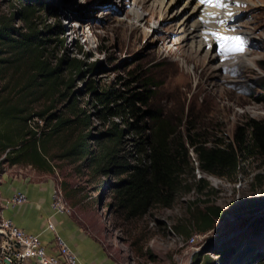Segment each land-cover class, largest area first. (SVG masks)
<instances>
[{
    "label": "rangeland",
    "instance_id": "1",
    "mask_svg": "<svg viewBox=\"0 0 264 264\" xmlns=\"http://www.w3.org/2000/svg\"><path fill=\"white\" fill-rule=\"evenodd\" d=\"M238 1L225 26L234 27L233 33L243 35L248 46L243 53L223 60L216 46L202 49L197 56L189 54L194 46L183 43L184 34L175 29L185 11L180 0L167 11L157 0H0V14L20 12L26 4L34 7L39 10L38 28L47 27L42 30L54 53L52 62L77 58L86 70L93 69L73 77L71 87L61 90L81 106L90 104V84L97 91L124 90L136 71L147 72L156 84V104L164 112L185 121V126L191 121L202 125L203 139L222 143L232 139L242 121L264 120V104L256 101L260 95L257 82L264 76L260 67L264 61V0ZM15 23L23 27L17 17ZM242 57L253 65L243 66ZM49 97L33 101L34 113L48 110L42 119L31 122L35 130H44L49 115L66 110L60 94ZM87 107L94 123L92 132L104 129L108 124L93 119L98 110ZM128 140L126 150L133 163L136 155L131 146L136 136ZM55 151L52 147L50 153ZM187 154L193 156L190 149ZM79 164L55 159L48 174L63 194L68 193L72 214L119 264H206L207 258L213 264L264 261V156L242 159L229 179L188 171L185 193L175 196L167 207L153 208L134 219L116 207L109 188L97 192L88 169ZM12 169L26 172L33 168L5 165L3 172ZM105 182L108 187L110 180ZM207 206L220 209L225 217L211 231L195 233L191 212Z\"/></svg>",
    "mask_w": 264,
    "mask_h": 264
},
{
    "label": "trees",
    "instance_id": "2",
    "mask_svg": "<svg viewBox=\"0 0 264 264\" xmlns=\"http://www.w3.org/2000/svg\"><path fill=\"white\" fill-rule=\"evenodd\" d=\"M38 12L26 4L20 12L0 14V176L5 165L51 173L52 160L80 162V167L88 169L96 191L109 188L116 207L134 219L153 208L167 207L175 196L185 193L188 171L229 179L242 159L264 156V120H244L230 141L209 142L203 139L202 125L191 121L185 126V121L156 104V84L143 71H136L124 90L87 87L91 96L87 106L98 110L93 119L108 124L93 133L88 107L61 94L63 88L71 87L73 77L93 69L86 70L77 58L52 62L54 53L42 30L47 27L36 24ZM16 17L23 27L16 26ZM260 67L264 72V61ZM133 84L136 87L130 88ZM257 86L256 101L264 104V76ZM48 94L53 98L60 94L66 110L49 115L44 130L38 131L31 122L42 119L48 110L34 113L33 101L50 98ZM133 134L136 159L131 163L133 156L126 145ZM52 147L57 151L50 153ZM106 180H110L108 187ZM64 196L69 197L68 193ZM224 217L214 206L194 210L193 231L205 234ZM206 264L213 262L207 258Z\"/></svg>",
    "mask_w": 264,
    "mask_h": 264
},
{
    "label": "crops",
    "instance_id": "3",
    "mask_svg": "<svg viewBox=\"0 0 264 264\" xmlns=\"http://www.w3.org/2000/svg\"><path fill=\"white\" fill-rule=\"evenodd\" d=\"M54 187L48 172L35 169L4 171L0 176V217L28 234L38 235L50 254H55L54 240L58 235L76 254L78 264H119L75 215L53 212ZM17 193L25 195V204H11ZM48 222L54 225L55 233L46 229Z\"/></svg>",
    "mask_w": 264,
    "mask_h": 264
},
{
    "label": "built area",
    "instance_id": "4",
    "mask_svg": "<svg viewBox=\"0 0 264 264\" xmlns=\"http://www.w3.org/2000/svg\"><path fill=\"white\" fill-rule=\"evenodd\" d=\"M26 201L24 194L17 193L11 204L21 206ZM51 207L56 214L72 215V208L58 186L53 189ZM46 229L55 233L51 222ZM54 248L55 254L48 253L38 235L28 234L0 217V264H78L76 254L58 235H55Z\"/></svg>",
    "mask_w": 264,
    "mask_h": 264
},
{
    "label": "bare ground",
    "instance_id": "5",
    "mask_svg": "<svg viewBox=\"0 0 264 264\" xmlns=\"http://www.w3.org/2000/svg\"><path fill=\"white\" fill-rule=\"evenodd\" d=\"M134 2H139L141 0H133ZM159 1V6L162 10L167 11L170 6L176 3L179 0H157ZM183 2L184 13L182 19L176 25V31L179 33H183L182 37L183 43H187L194 46L191 50L189 47V54L195 55L199 53L202 49L206 47H214V44L217 43L218 40L225 36L223 31L225 25L229 22L232 15L228 16L227 13H231L235 11L234 4L232 2H239L238 0H222L221 3L229 2V4H223V8H219L218 10L212 11L211 14H217L218 16L214 17L213 23H209V18L206 17L203 13L202 6L196 0H180ZM216 4L217 1L213 0ZM145 5V4H144ZM153 5V4H152ZM227 6V7H225ZM154 8V7H153ZM159 8V7H158ZM136 18H141V13L138 12L137 9H132L130 11ZM218 19V22H216ZM211 25L213 29H211ZM228 26V24H227ZM190 45V47H191ZM216 46V45H215ZM220 49V47L218 48ZM211 56V55H210ZM193 59V58H192ZM243 66L245 64L253 65V62L243 58Z\"/></svg>",
    "mask_w": 264,
    "mask_h": 264
},
{
    "label": "snow or ice",
    "instance_id": "6",
    "mask_svg": "<svg viewBox=\"0 0 264 264\" xmlns=\"http://www.w3.org/2000/svg\"><path fill=\"white\" fill-rule=\"evenodd\" d=\"M238 39V38H237Z\"/></svg>",
    "mask_w": 264,
    "mask_h": 264
}]
</instances>
